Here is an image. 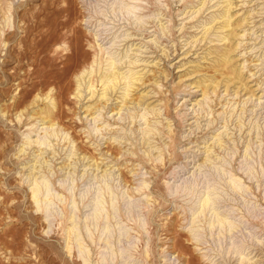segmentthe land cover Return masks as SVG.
I'll list each match as a JSON object with an SVG mask.
<instances>
[{"label":"rangeland","instance_id":"1","mask_svg":"<svg viewBox=\"0 0 264 264\" xmlns=\"http://www.w3.org/2000/svg\"><path fill=\"white\" fill-rule=\"evenodd\" d=\"M49 1L0 0V264H264V0Z\"/></svg>","mask_w":264,"mask_h":264},{"label":"bare ground","instance_id":"2","mask_svg":"<svg viewBox=\"0 0 264 264\" xmlns=\"http://www.w3.org/2000/svg\"><path fill=\"white\" fill-rule=\"evenodd\" d=\"M51 1V0H50ZM49 1V2H50ZM119 3H123L125 0H118ZM151 7L153 6L154 0H149ZM48 9V8H47ZM76 9V8H75ZM47 13V12H46ZM45 13V14H46ZM54 14V13H53ZM35 16V15H34ZM43 18V17H42ZM50 18V17H49ZM39 21V20H38ZM39 23V22H38ZM41 26L46 27L48 24V13L44 16V19L41 21ZM52 25V24H51ZM37 28V27H36ZM40 28V27H39ZM58 28V27H57ZM38 29V28H37ZM56 29V28H55ZM52 30V29H51ZM34 42V40H33ZM29 46V45H28ZM75 55V54H74ZM65 58V57H64ZM68 58V56H67ZM72 61L71 59L68 60ZM68 64V63H67ZM119 66L115 65L113 70H106L104 72H102L101 76H100V81L102 83L103 86V91H102V95L106 96V98L108 99V95L110 94V90H115L120 84H121V80L125 79V83L123 88L125 89V95L129 93V89L132 87L135 79H137L138 77L135 76V73H132L131 75L127 76V75H122L121 72L119 71ZM69 69V68H68ZM65 69V70H68ZM121 70V69H120ZM82 71V70H81ZM66 72L64 71V74ZM57 75V73H56ZM63 75V74H62ZM62 77V76H61ZM60 79V78H59ZM61 82V81H60ZM138 84V83H137ZM95 85V84H94ZM136 85V84H135ZM93 86V85H92ZM136 87V86H135ZM119 90V89H118ZM99 96V95H98ZM104 102V101H103ZM110 102V100H109ZM91 103V102H90ZM108 103V102H107ZM119 104V103H118ZM83 107V106H82ZM117 107V106H116ZM113 108V107H112ZM114 109H116L114 107ZM118 109V108H117ZM85 112V110H84ZM122 112V111H121ZM116 113V110H115ZM50 122V121H49ZM50 126V125H49ZM99 126V125H98ZM96 158V157H95ZM102 161V160H101ZM34 196L37 197V195L39 194L40 191V187L35 186L34 189ZM80 248V247H79ZM71 249V248H70Z\"/></svg>","mask_w":264,"mask_h":264}]
</instances>
